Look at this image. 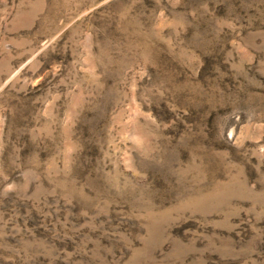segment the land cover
I'll return each mask as SVG.
<instances>
[{
  "label": "rangeland",
  "instance_id": "374dc122",
  "mask_svg": "<svg viewBox=\"0 0 264 264\" xmlns=\"http://www.w3.org/2000/svg\"><path fill=\"white\" fill-rule=\"evenodd\" d=\"M0 264H264V0H0Z\"/></svg>",
  "mask_w": 264,
  "mask_h": 264
}]
</instances>
